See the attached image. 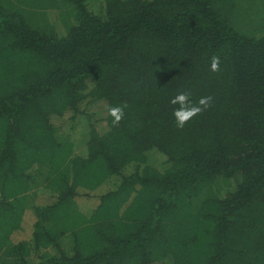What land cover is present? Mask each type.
<instances>
[{"label":"trees","instance_id":"16d2710c","mask_svg":"<svg viewBox=\"0 0 264 264\" xmlns=\"http://www.w3.org/2000/svg\"><path fill=\"white\" fill-rule=\"evenodd\" d=\"M102 2L0 0V264H264V5ZM179 92L213 98L182 129Z\"/></svg>","mask_w":264,"mask_h":264},{"label":"rangeland","instance_id":"374dc122","mask_svg":"<svg viewBox=\"0 0 264 264\" xmlns=\"http://www.w3.org/2000/svg\"><path fill=\"white\" fill-rule=\"evenodd\" d=\"M87 2H88V4L90 3L91 5H93V7L99 8V9L103 5L102 0H87ZM242 2L246 6L250 5L253 7H258V5H264V0H242ZM243 7H244V9L240 10L239 15H237L236 13H234V15L243 16V17L252 16L249 9H247L245 6H243ZM66 11H67V8L64 6H59V4L57 2L55 5L47 6V8L44 9V13L47 17L48 22L50 23V26L58 34H63L65 32L63 15H64V13H66ZM35 13L38 15L39 18H44V15H42L40 13L39 8L35 9ZM255 19H257V16H255L253 20H255ZM255 23L258 25L261 24V29L264 31V20L263 21L256 20ZM52 122L58 126V125L62 124L64 122V120L61 117H58V118L54 117L52 119ZM60 131H62L65 134H68L69 138L71 139V141L73 143L75 153L82 154L83 150L85 148L86 141L88 139V131H89V127L86 123L85 118L82 115H78L74 120L69 121V122L67 121L65 126L63 128H61ZM146 156H147L148 162L151 165L156 166L159 169H162L163 167H165V165H166L165 157L160 152H158L157 150H154V149L150 150L149 152H147ZM135 168H137L136 164H129L127 166V168L123 170V173L128 174L131 171L135 170ZM115 177H117V176H114L112 178H115ZM111 183L112 182H108L107 187L110 186ZM226 184H228L226 182V180L221 179L220 187H223ZM100 189L102 190V188L100 187L96 190V192H99ZM29 191L32 195H34L36 193L39 194L41 192L48 194V190L47 189L44 190L42 188V186H37L34 189H30ZM82 191H84V190H82ZM82 191L80 189V192H82ZM34 197H35V199H34ZM36 198H37L36 196H31L29 199L32 201V200H36ZM84 201H88V200L84 199ZM84 205H81L80 208H82V210L84 212L89 213L91 211V209H89L88 205H86L87 207Z\"/></svg>","mask_w":264,"mask_h":264},{"label":"clouds","instance_id":"9594fccd","mask_svg":"<svg viewBox=\"0 0 264 264\" xmlns=\"http://www.w3.org/2000/svg\"><path fill=\"white\" fill-rule=\"evenodd\" d=\"M220 63V58L213 55L210 60V71H220ZM190 97L191 94L188 92H179L170 100L171 105H178L173 109V116L178 128L182 129L188 121L209 108L213 100L211 96H204L193 103ZM108 114L113 118V125H118L124 116V109L119 105L109 106Z\"/></svg>","mask_w":264,"mask_h":264}]
</instances>
